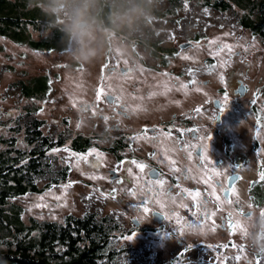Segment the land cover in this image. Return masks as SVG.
I'll return each mask as SVG.
<instances>
[{
  "label": "rangeland",
  "instance_id": "obj_1",
  "mask_svg": "<svg viewBox=\"0 0 264 264\" xmlns=\"http://www.w3.org/2000/svg\"><path fill=\"white\" fill-rule=\"evenodd\" d=\"M153 6L156 7L155 12L163 11L167 1L162 0ZM155 12L145 16L141 28L109 34L105 55L90 64L73 62L65 50L59 51L63 49L62 45L59 50L52 47L46 51L34 50L28 45H19L11 39L12 35L8 38L0 35V123L5 124V129L9 127L13 118L31 102L23 97L15 84L43 76L49 83V91L45 101L35 102L42 105L36 115L45 122L43 134L53 139L59 132L63 135L64 130H82L88 120L84 110L91 108L89 114H93L98 109L94 106L98 96L106 93L155 92L160 87L168 92L204 95L226 92L229 95L234 79L240 77V69H245L240 66L238 58H233L236 53L240 59L252 55L246 82L250 93L258 90L264 96V46L259 38L252 37L239 26L237 8L220 12L203 8L196 1H186L173 16L157 17ZM27 31L31 39L38 41L40 37L44 38L31 26ZM187 42H193V48L180 51L178 45ZM152 43L162 51L177 49V53H168L166 63H162L151 53ZM182 66H186L184 75L178 78L174 72ZM111 68H114L113 72L109 71ZM120 69L127 73L121 74ZM185 80L207 85L180 87L186 84ZM1 133L7 136L4 127L0 128ZM257 134L261 140L262 129ZM243 141L245 147L253 144V141L250 144ZM243 141L241 148L244 147ZM261 144L264 147V138ZM74 156L68 149V142L60 149L54 148L49 153V162L56 169L65 167L67 179L39 193L14 199L13 202L22 209L25 225H29L31 220L60 222L68 214H111L122 226L111 247L131 250L122 258L123 264H264V247L253 248L248 241L251 237L257 244L264 245V220L262 223L256 219L242 231V235L236 236L219 232L216 215L208 224H199L195 219L189 227L170 225L169 230L178 231L175 239H170L167 231L148 233L146 231L151 226L149 212L136 213L130 198L121 201L118 197L103 196L100 172L76 161ZM250 165L254 168L253 162ZM44 184L46 182L41 181L38 186ZM156 201L163 199L157 198ZM132 217L139 221L143 231H128L134 229L130 222ZM130 233H136L135 238L125 240L124 237ZM179 236L188 248L180 249L175 244Z\"/></svg>",
  "mask_w": 264,
  "mask_h": 264
},
{
  "label": "flooded vegetation",
  "instance_id": "obj_2",
  "mask_svg": "<svg viewBox=\"0 0 264 264\" xmlns=\"http://www.w3.org/2000/svg\"><path fill=\"white\" fill-rule=\"evenodd\" d=\"M187 43L190 46L179 50L193 48V42ZM150 49L162 63H166L168 53H177V49L162 51L158 46ZM233 58L245 69L234 79L226 102L223 92L204 95L168 92L160 87L155 92L106 93L98 96L94 104L98 109L93 114H89L91 108L84 110L87 126L56 134L55 148L68 142L76 161L99 171L103 196L121 201L130 198L136 213L143 212L138 205L147 198L148 233L167 231V236L175 239L178 231L169 230L170 225L189 227L195 219L208 224L216 215L221 234L242 235L256 219L264 220V96L258 90L250 93L246 82L252 55L240 59L236 53ZM185 67L175 69L176 77L182 78ZM185 83L197 88L207 85ZM261 129L260 140L257 133ZM243 140L248 144L253 141L252 146L245 147ZM133 161L146 165L143 173ZM251 162L254 168H250ZM149 179L165 183L154 185ZM195 192L200 196L193 200L188 193ZM154 213H159L156 217L160 222ZM132 220L139 223L135 217ZM133 228L128 231H143L140 226ZM175 244L180 249L189 247L181 236Z\"/></svg>",
  "mask_w": 264,
  "mask_h": 264
},
{
  "label": "trees",
  "instance_id": "obj_3",
  "mask_svg": "<svg viewBox=\"0 0 264 264\" xmlns=\"http://www.w3.org/2000/svg\"><path fill=\"white\" fill-rule=\"evenodd\" d=\"M166 1L167 7L155 12L157 17L173 16L186 1H196L203 8L220 12L237 8L239 26L259 38L264 46V0ZM29 5L30 0H0V35H12L11 39L19 45L34 50H59V33L50 40L31 39L28 26L40 34L44 18L39 9ZM48 84L44 76L15 84L31 102L9 127L5 129V124L0 123L7 134H0V264H123L122 258L131 250L111 247L116 233L122 229L117 217L85 212L81 216L65 215L60 222L31 220L25 225L22 209L13 202L17 197L39 193L67 179L65 167L56 169L49 162L56 142L43 134L45 122L36 115L42 105L35 102L46 100ZM41 181L46 184L39 187Z\"/></svg>",
  "mask_w": 264,
  "mask_h": 264
},
{
  "label": "clouds",
  "instance_id": "obj_4",
  "mask_svg": "<svg viewBox=\"0 0 264 264\" xmlns=\"http://www.w3.org/2000/svg\"><path fill=\"white\" fill-rule=\"evenodd\" d=\"M157 2L162 0H30L29 6L39 9L44 18V38L59 33L69 59L90 64L105 55L109 34L141 28ZM248 241L253 248L264 247L251 237Z\"/></svg>",
  "mask_w": 264,
  "mask_h": 264
},
{
  "label": "snow or ice",
  "instance_id": "obj_5",
  "mask_svg": "<svg viewBox=\"0 0 264 264\" xmlns=\"http://www.w3.org/2000/svg\"><path fill=\"white\" fill-rule=\"evenodd\" d=\"M229 50H230V48H229ZM125 63H127V62L125 61ZM105 67H107V65H105ZM191 83H195V80L191 81ZM187 86H188L187 84L180 85V87H182V88H185ZM227 95L228 94L225 92V94H224L225 102L227 101ZM118 100H119V97L116 98L117 102H118ZM197 111L199 112L200 110L197 109ZM221 111H223V104L221 105ZM144 135L147 136V129H145ZM132 163L137 164V168L140 170V172H142V173L144 172V170L146 168V165H144L142 163H137L135 161H133ZM171 163L175 164V161H171ZM129 171H131V170H129ZM173 171H179V169H175L174 168ZM261 180H264V174L261 175ZM149 183L150 184H154V185H161L162 186L165 182L163 180L152 181V180L149 179ZM188 194L192 197L193 200H196L200 196L199 192L188 193ZM131 195H135V192H132ZM148 203H149V201L146 198V199L141 201V204L138 205V207L141 208L144 213H148L149 212ZM201 207H202V205H201ZM135 236H136V233H130L128 236L124 237V239L128 240V241H131V240H133L135 238ZM237 259H239V257H237Z\"/></svg>",
  "mask_w": 264,
  "mask_h": 264
},
{
  "label": "water",
  "instance_id": "obj_6",
  "mask_svg": "<svg viewBox=\"0 0 264 264\" xmlns=\"http://www.w3.org/2000/svg\"><path fill=\"white\" fill-rule=\"evenodd\" d=\"M188 46H190V44L184 43V44L179 45V49H185ZM156 216H159V213H154L153 217L155 220H157V222H160V220ZM131 224L135 227L139 226V223L136 220H132Z\"/></svg>",
  "mask_w": 264,
  "mask_h": 264
}]
</instances>
